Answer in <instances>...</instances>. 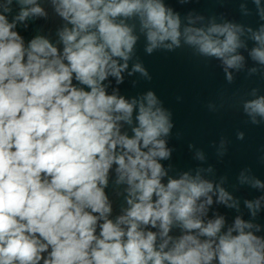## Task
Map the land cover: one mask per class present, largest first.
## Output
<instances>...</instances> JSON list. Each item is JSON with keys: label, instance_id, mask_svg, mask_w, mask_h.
Returning a JSON list of instances; mask_svg holds the SVG:
<instances>
[{"label": "clouds", "instance_id": "obj_1", "mask_svg": "<svg viewBox=\"0 0 264 264\" xmlns=\"http://www.w3.org/2000/svg\"><path fill=\"white\" fill-rule=\"evenodd\" d=\"M253 3L264 20L260 0ZM51 4L64 22L59 46L42 35L25 46L15 29L47 13L37 0H0V264H264V236L253 222L264 196L245 201L252 220L237 216L225 229L223 216L205 219L214 197L229 208L238 201L202 169L169 174L161 161L171 158L174 124L153 91L125 98L104 83H123L141 36L149 55L183 43L221 61L231 83L228 70L244 66L246 34L249 57L264 65V24L197 27L203 17L190 14L182 27L165 0ZM136 73L151 79L140 62L128 71ZM251 95L243 109L259 124L264 95ZM110 173L125 204L115 219ZM240 182L264 189L243 174Z\"/></svg>", "mask_w": 264, "mask_h": 264}, {"label": "water", "instance_id": "obj_2", "mask_svg": "<svg viewBox=\"0 0 264 264\" xmlns=\"http://www.w3.org/2000/svg\"><path fill=\"white\" fill-rule=\"evenodd\" d=\"M37 3L47 15L30 18L25 22L27 27L20 24L15 30L23 37L25 46L37 35L58 45L57 30L64 22L56 15L51 0H37ZM165 4L179 13L182 27L188 23L190 14L203 17L202 21H196L194 26L197 27L207 26L213 20L216 23L232 22L254 30L264 24L253 0H165ZM12 7L14 15L19 9L15 4ZM259 7L264 8V0H260ZM242 39L246 41L247 48L238 51L245 57L244 66L240 70H228L233 75L231 83L221 61L199 56L183 43L174 51L157 50L149 55L144 50L143 36L135 46L129 69L123 73V83L117 84L111 77L104 82L109 85V94L118 88L119 94L125 98L151 90L163 107L171 112L174 127L166 139L172 155L170 160L161 163L166 168L171 165L169 174L172 176L202 169L205 179L219 184L238 201V208H229L216 203L213 198L214 203L205 219L223 216L225 229L237 216L245 221L252 220L245 201H255L264 196V189L240 182L243 174L264 183V122L252 124L243 109V103L254 98L251 95L254 89L257 96L264 95V65L256 63L248 55L254 46L253 41L247 39V34ZM135 62L142 63L151 79H145L139 73L128 75ZM253 68L257 69L254 73L250 71ZM240 133H243V139H238ZM198 153L203 155L202 160ZM114 180V173H110L105 189L113 207L112 219L125 207L123 195L117 194L122 192V187L118 189ZM253 222L261 226V231L256 234L264 236V200ZM170 234L179 233L173 229Z\"/></svg>", "mask_w": 264, "mask_h": 264}]
</instances>
